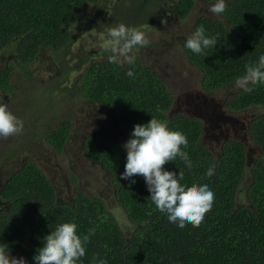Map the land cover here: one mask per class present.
Wrapping results in <instances>:
<instances>
[{
  "label": "trees",
  "instance_id": "trees-1",
  "mask_svg": "<svg viewBox=\"0 0 264 264\" xmlns=\"http://www.w3.org/2000/svg\"><path fill=\"white\" fill-rule=\"evenodd\" d=\"M153 1L137 0L133 12L123 16L112 12L113 22L136 27L155 18L180 20L191 12L195 0H157L155 16L143 19V12ZM99 2L102 7L92 16L83 11L86 5ZM225 3L222 17L202 15L194 25L195 29L203 24L206 33L218 38L215 51L200 57L183 44L187 60L201 73L200 85L207 92L235 84L236 78L245 74L246 65L264 55V0ZM105 8L104 0H0V56L12 60V64L0 67V89L10 87L16 65L27 67L44 51L52 52L58 60L75 59L71 49L80 32L69 28L79 25L84 30L81 22L92 24L90 19ZM106 28L101 26L100 31ZM107 53L102 48L92 55ZM136 56L134 66L112 62L111 58L93 61L73 91L68 88L69 95L77 93L94 108L111 106L119 114L127 138L135 124L151 117L167 120L170 128L180 131L186 138L187 149L182 151L191 161V170L179 160L164 167L174 174L181 173L186 188L208 184L215 193L213 207L203 222L198 227L188 224L183 231L169 225L150 199L143 177L136 176L133 185L120 178L125 149L89 136L84 141V152L104 169L108 195L87 194L74 188L70 199L64 201L47 176L27 160L2 187V198L8 204L0 213V243L7 244L9 251L21 248L23 257L34 264L32 257L43 246V237L58 224L73 221L78 225V234L95 229L82 264H97L100 259L107 264H264V83L252 85L250 93L239 88L223 105L233 112L261 110L253 113L245 126L249 141L258 151L250 165L251 150L238 136L224 137L216 152L206 146L201 118L174 109L176 98L166 83ZM78 58L74 66H69L70 60L60 63L66 74L88 61ZM129 68L133 77L126 75ZM219 121L224 119L217 116L215 122ZM69 132L70 123L61 120L47 139L56 151H61ZM213 163L215 174L209 177L206 171ZM106 198L112 199L119 215L104 201Z\"/></svg>",
  "mask_w": 264,
  "mask_h": 264
},
{
  "label": "rangeland",
  "instance_id": "rangeland-1",
  "mask_svg": "<svg viewBox=\"0 0 264 264\" xmlns=\"http://www.w3.org/2000/svg\"><path fill=\"white\" fill-rule=\"evenodd\" d=\"M104 2L107 8L90 21L97 25L93 22L87 27L83 21L81 24L86 29L81 30L79 25L69 28L72 32H80L71 49L72 54L76 56L75 59L66 57L64 60H58L52 52L44 51L27 67L19 68V65H16L9 79L11 89H0V102L6 103L24 122L21 133L0 138L2 179L14 169L17 171L29 160L47 176L59 193V198L64 201L70 199L74 188L87 194L108 195L105 171L101 165L88 159L84 152V141L92 136L106 144L123 147L128 139L126 130L119 114L112 110L111 106L94 108L93 104L83 102L77 93L69 95L65 89L68 85L77 86L80 76L93 61L110 57L92 55V52L104 48L106 30L100 31V28L115 26L112 12L122 16L125 13H132L137 0ZM214 2L215 0H195L191 12L180 20L162 17L155 18L149 23H140L136 28L145 32L150 43L135 51L146 66L152 67L159 74L169 92L175 96L174 109L201 118L204 123L202 140L206 146L216 152L219 151L224 137L238 136L251 150L248 155L251 165L255 162L258 151L249 141L245 126L249 117L261 110L254 108L247 109L246 112H233L225 109L223 105L229 98L228 95L239 88L236 84H229L217 91H204L200 85L201 73L187 60L183 50V44L194 31L198 17L202 15L217 17L208 12ZM160 3L163 5V2ZM157 5V0H154L143 12L142 18L154 17L153 7ZM101 7L102 2L88 4L83 11L92 16ZM78 56L87 58L88 61L83 63L79 70L66 74L60 63L70 60L69 66H74L80 59ZM4 63L12 64V60L1 55L0 67ZM217 116L222 117L224 121L216 123ZM61 120L70 123V132L62 150L56 151L47 137L50 130L57 128ZM0 196L1 199V193ZM104 201L111 205L115 215H119L120 210L113 205L112 199L106 198ZM3 202L0 213L6 210L8 200L3 199ZM9 254L16 258L23 257L21 248L9 251Z\"/></svg>",
  "mask_w": 264,
  "mask_h": 264
},
{
  "label": "clouds",
  "instance_id": "clouds-1",
  "mask_svg": "<svg viewBox=\"0 0 264 264\" xmlns=\"http://www.w3.org/2000/svg\"><path fill=\"white\" fill-rule=\"evenodd\" d=\"M225 0H215L208 12L222 17L226 12ZM218 38L206 33L203 24L197 26L185 40L184 47L196 56L204 57L215 51ZM144 31L119 23L106 28L104 49L111 54L115 63L126 62L134 66L137 61L136 51L149 45ZM129 77L134 76L131 68L126 71ZM187 75V73H184ZM264 83V55L258 61L246 65L245 74L237 77L235 84L243 92H252V85ZM74 85L66 86L72 91ZM24 129V122L16 116L6 103L0 102V138L19 134ZM126 152L124 171L120 178L129 185L136 183V176L143 177L150 199L169 225L183 231L186 225L198 227L204 220L215 200V193L208 184L193 185L186 188L181 173L174 174L164 167L168 162L179 160L183 167L191 170L192 164L186 155V138L178 130L169 127L167 120L152 118L145 123L134 125L129 138L123 145ZM213 163L206 171L211 177L215 174ZM78 225L73 221L58 224L43 237V246L32 257L34 264H82L86 256L90 238L95 229L87 234H78ZM0 264H31L24 257L16 258L9 254L8 245L0 243ZM97 264H107L100 259Z\"/></svg>",
  "mask_w": 264,
  "mask_h": 264
},
{
  "label": "flooded vegetation",
  "instance_id": "flooded-vegetation-1",
  "mask_svg": "<svg viewBox=\"0 0 264 264\" xmlns=\"http://www.w3.org/2000/svg\"><path fill=\"white\" fill-rule=\"evenodd\" d=\"M90 20H92V19H90ZM83 23H84V24H85V23L87 24V21H84ZM90 25H91V24H90ZM90 25L87 24V27H89ZM84 29H86V28L84 27ZM107 55H108V56L110 55V57H108V58H111V54H110V53H107ZM107 55H106V56H107ZM74 86H75V85H74ZM72 91H73V89H72ZM72 91H71V92H72ZM68 94H69V93H68ZM15 170H16V169H14L13 171H11V173L14 172ZM11 173H10V174H11ZM10 174H7V176H5L3 179L0 177V193H1V191H2V187H3V184H4L5 180L10 176ZM0 197H1V196H0ZM1 199H2V198H1ZM1 199H0V206L3 205V199H2V200H1ZM6 208H7V207H6Z\"/></svg>",
  "mask_w": 264,
  "mask_h": 264
}]
</instances>
